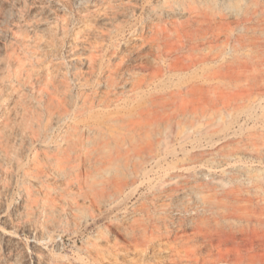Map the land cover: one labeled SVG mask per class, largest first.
I'll return each mask as SVG.
<instances>
[{"label":"rangeland","instance_id":"1","mask_svg":"<svg viewBox=\"0 0 264 264\" xmlns=\"http://www.w3.org/2000/svg\"><path fill=\"white\" fill-rule=\"evenodd\" d=\"M102 1L0 0V264H264V24L231 41L261 72L194 95L220 60L168 72L157 39L135 63L153 6Z\"/></svg>","mask_w":264,"mask_h":264},{"label":"bare ground","instance_id":"2","mask_svg":"<svg viewBox=\"0 0 264 264\" xmlns=\"http://www.w3.org/2000/svg\"><path fill=\"white\" fill-rule=\"evenodd\" d=\"M15 3H19L20 0H13ZM91 0H67L77 5V8L81 13L89 12V3ZM112 0L102 1L103 5L108 8L111 7ZM130 1V0H128ZM233 0H144L147 5L153 6L148 9L150 17L146 21L140 22V29L144 32H154L157 36L151 38V44L147 48H144L137 56L138 59L135 63H141L143 60H148V53L153 50V45L157 39L166 41L165 48L168 51L174 50L179 54V60H176L174 64L166 62V71L170 72L177 67L180 68H191L198 64H210L215 60H220L219 65L206 66L207 71L210 70L206 75L204 83H208L209 88L204 89V86H194L189 89L190 94H205L215 93L219 87L212 82L219 78H233L237 77L244 72H257L260 71L259 60L254 64L252 60H235L231 58V41H235V50L244 47V42H249L255 45L259 39L254 36L257 33V28L264 24V5H261L262 0H254L252 8L242 14L231 11H221V8L230 4ZM97 9L99 10L98 6ZM4 17H9L12 13L10 5L3 7ZM47 18L51 19L53 16L51 13H46ZM88 16H84L87 19ZM236 23L237 27L243 31L240 35H234L232 24ZM49 25L42 24L41 29L47 28ZM168 27H171L176 34V40L170 41V35L168 33ZM134 35L131 34L125 41V45L130 48L133 41ZM0 38L4 40L3 34L0 32ZM169 41V42H168ZM207 44L203 52L198 53H185V46H189L190 50L198 51V48L202 45ZM152 54V53H149ZM151 56V55H150ZM133 60V61H134ZM259 61V62H258ZM148 62V61H147ZM134 63V62H133ZM145 64V63H144ZM135 65V64H134ZM204 66V65H203ZM264 71V70H263ZM149 82L141 81L136 84H131L134 89H141ZM126 87V86H125ZM218 100V99H216ZM214 99V102L216 101ZM207 101L211 102V98L208 97ZM190 191V190H189ZM198 203L201 202L199 197ZM254 214L262 215V211H255Z\"/></svg>","mask_w":264,"mask_h":264}]
</instances>
